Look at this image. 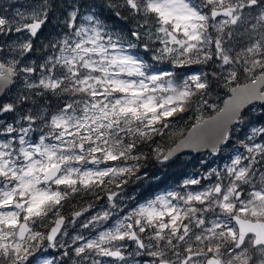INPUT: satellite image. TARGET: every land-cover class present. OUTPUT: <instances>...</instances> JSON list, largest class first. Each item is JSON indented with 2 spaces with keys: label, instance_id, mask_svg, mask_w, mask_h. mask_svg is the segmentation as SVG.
<instances>
[{
  "label": "snow or ice",
  "instance_id": "obj_1",
  "mask_svg": "<svg viewBox=\"0 0 264 264\" xmlns=\"http://www.w3.org/2000/svg\"><path fill=\"white\" fill-rule=\"evenodd\" d=\"M0 264H264V0H0Z\"/></svg>",
  "mask_w": 264,
  "mask_h": 264
},
{
  "label": "rangeland",
  "instance_id": "obj_2",
  "mask_svg": "<svg viewBox=\"0 0 264 264\" xmlns=\"http://www.w3.org/2000/svg\"><path fill=\"white\" fill-rule=\"evenodd\" d=\"M221 96L223 97V93H221ZM230 149L226 148L225 152L223 154H219L217 156H185L180 158V160L176 163L174 167L170 168H160V166H156L154 171L150 172H157V175L160 177L158 181H154L153 183H159L164 179V176H167V172H177L180 167H188V168H193L194 166H198L195 170H198V168L201 167L199 161L201 159H207L210 163H212V166H215V163H218L221 159V156L229 154ZM191 174V173H190ZM168 188V187H167ZM166 188L160 189L158 191L164 190ZM143 190V189H142Z\"/></svg>",
  "mask_w": 264,
  "mask_h": 264
},
{
  "label": "trees",
  "instance_id": "obj_3",
  "mask_svg": "<svg viewBox=\"0 0 264 264\" xmlns=\"http://www.w3.org/2000/svg\"><path fill=\"white\" fill-rule=\"evenodd\" d=\"M208 114H213V113H208ZM233 143H235V140L233 141ZM228 156V154L226 155H223L222 157H221V159H220V161L217 163V164H214L215 166L216 165H223L225 162H227L226 161V157ZM151 165V162L149 163V166ZM153 166L155 167V166H157V165H155V162H153ZM182 170H183V172H185V175L186 174H189V172H195L196 170H195V166L193 167V168H185V167H183L182 168ZM198 170H202V168L200 167V169H198ZM178 172V171H177ZM180 173H178V174H170V176H169V178L171 179V180H173V182H175L177 179H179V178H183L184 177V174H182L181 172L182 171H179Z\"/></svg>",
  "mask_w": 264,
  "mask_h": 264
},
{
  "label": "water",
  "instance_id": "obj_4",
  "mask_svg": "<svg viewBox=\"0 0 264 264\" xmlns=\"http://www.w3.org/2000/svg\"><path fill=\"white\" fill-rule=\"evenodd\" d=\"M203 152H207V151H201V152H195V151H192V150H185V152H184V154L183 155H185V154H188V153H196V154H201V153H203ZM182 155V156H183Z\"/></svg>",
  "mask_w": 264,
  "mask_h": 264
}]
</instances>
